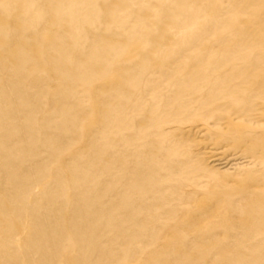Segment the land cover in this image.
<instances>
[{
    "label": "bare ground",
    "instance_id": "bare-ground-1",
    "mask_svg": "<svg viewBox=\"0 0 264 264\" xmlns=\"http://www.w3.org/2000/svg\"><path fill=\"white\" fill-rule=\"evenodd\" d=\"M0 264H264V0H0Z\"/></svg>",
    "mask_w": 264,
    "mask_h": 264
},
{
    "label": "rangeland",
    "instance_id": "rangeland-1",
    "mask_svg": "<svg viewBox=\"0 0 264 264\" xmlns=\"http://www.w3.org/2000/svg\"><path fill=\"white\" fill-rule=\"evenodd\" d=\"M8 46H5V48H7ZM91 66H93V64L91 63ZM53 76H56V74H53V75H51V77H53ZM21 77H22V75L20 74V73H18L17 75H16V77L14 78V80H15V84L18 86V87H20V85L17 83L18 81L17 80H19L20 81V79H21ZM51 77H49V78H51ZM48 78V79H49ZM29 80H31L33 83H39V82H41L40 84L41 85H47V83H48V80L47 79H43V80H39L38 79V76L37 75H33V76H31V77H29ZM87 123H84V125H86ZM86 128H87V126H86ZM90 130L91 129H87V132H89L90 133ZM75 135V134H74ZM78 137V136H77ZM77 141V139L75 140V142ZM83 142H79V141H77L76 142V144H82Z\"/></svg>",
    "mask_w": 264,
    "mask_h": 264
}]
</instances>
